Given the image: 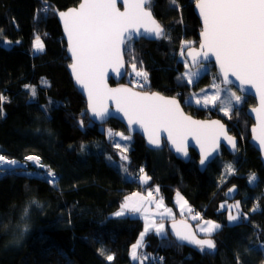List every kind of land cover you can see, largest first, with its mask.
Returning a JSON list of instances; mask_svg holds the SVG:
<instances>
[{
	"label": "trees",
	"instance_id": "obj_1",
	"mask_svg": "<svg viewBox=\"0 0 264 264\" xmlns=\"http://www.w3.org/2000/svg\"><path fill=\"white\" fill-rule=\"evenodd\" d=\"M78 1L0 0V37L13 42L8 47L0 44V95L7 97L0 111V155L17 160L38 155L58 176L53 186L36 174L44 171L30 165L29 169L16 167L0 173V264H133L129 249L140 235L143 221L112 214L125 196L155 184L168 204H173L178 191L199 218L216 221L221 228L211 236L216 250L201 252L198 246L181 245L173 239L166 221L167 234L151 230L145 235L143 248L152 257L144 264H264V168L258 151L248 142L253 122L246 114L255 100L246 96L230 111V118L186 101L212 76L220 79L213 65V74L205 72L192 84L182 76L180 43L192 40L194 46L198 44L200 23L192 10L195 0H176L175 7L170 0H152L150 9L167 38L132 41L125 51L127 70L121 82L140 91L174 96L195 117L221 118L229 133L238 138V151L232 155L223 149L220 157L200 171L193 150L185 162L165 143L162 148L149 149L134 134L128 151L129 178L107 161L106 155L115 157L117 147L100 128L108 125L126 132L124 126L115 119L93 122L67 70L70 59L56 13ZM45 4L47 13L41 11ZM36 35L44 43L42 52L32 49ZM133 64L136 70L148 73L147 81L133 74ZM25 85L36 86V100H30ZM50 100L54 101L51 105ZM220 159L233 164L234 171L225 177ZM141 168L150 177L146 183L139 180ZM251 174L256 179L249 183ZM233 185L242 215L238 223L228 225L226 211L220 206L227 201L225 191ZM26 207L28 215L23 217ZM107 255L114 259L108 261Z\"/></svg>",
	"mask_w": 264,
	"mask_h": 264
},
{
	"label": "snow or ice",
	"instance_id": "obj_2",
	"mask_svg": "<svg viewBox=\"0 0 264 264\" xmlns=\"http://www.w3.org/2000/svg\"><path fill=\"white\" fill-rule=\"evenodd\" d=\"M151 3L152 0H124V11H120L117 8V0H83L78 8L59 12V16L64 22L68 48L73 61L70 68L77 84L82 85L87 91L88 108L93 118L103 120L110 115L104 104L108 98H111L116 103L117 111L122 112L128 118L129 125L139 123L145 132H149L151 129L148 136L151 145L160 146L161 142L157 133L160 128H165L168 132V139L175 145L176 151L187 155L186 148L183 146V134H198L209 128L210 125L184 116L175 99H166L158 93L133 92L128 88L108 89L103 83V69L105 66L118 61L120 46L125 44L127 40H131L133 35H143L155 39L167 38L163 26L152 15ZM170 5L175 7L176 0H170ZM197 7L203 18L200 47L208 50L203 53V57L207 59L209 52L215 55L225 83L230 82L228 81V74L231 72L241 82V85H253L260 95L261 102V108L253 109V111H256L258 115L264 114V0H197ZM41 11L47 13L48 8L45 7ZM141 29H143L142 32ZM185 46L190 47L186 43L182 45V49ZM33 50L35 52L44 50V43L40 35L35 36ZM183 55L182 50L181 56ZM188 55L192 58L193 64H196L198 62L197 57L202 54L190 50ZM132 67L137 77H142L144 81H147L148 73L146 71L136 70L135 64ZM199 74V71H186L183 73V77L191 82L192 78ZM180 78L178 77V79ZM41 83L48 84L46 80H42ZM24 87L29 89L30 100H36V86L25 85ZM212 87L217 89L216 94L205 95L203 97L205 105L215 104L219 100L218 87L215 84ZM232 97L236 102L242 100L241 96H237L235 93H232ZM6 101L7 97L0 95V111H2V104ZM52 103L54 101L50 100L49 105ZM197 103L199 104L201 101L197 100ZM41 107L47 110L45 106L42 105ZM223 110L225 115L230 118L229 108L226 107ZM79 124L83 127V120L79 121ZM212 125L219 129L216 138L224 136L235 149V139L227 136L224 126L219 121H213ZM260 127L261 132L255 136V139L259 141L261 148H264V116L261 117ZM253 132H256L255 128ZM174 133L178 138H174ZM117 135L121 136L123 140L130 139V137L123 136L122 133ZM115 147L121 148L120 143L117 142ZM214 150L215 148H213ZM126 151L127 148L121 149L122 160H127V156L123 155ZM201 153L200 163L204 165L212 152H205L202 146ZM25 159L34 162L40 168L46 167L40 163L39 156L28 155ZM17 163L16 160L7 159L4 155H0V173L8 170L2 166L17 165ZM227 170L229 174L234 171L231 165L228 166ZM125 171H127L126 168ZM140 172H144L143 168L140 169ZM36 174L44 177L53 186L58 183L57 174L50 167L46 168V171ZM139 179L146 183L150 177L144 174ZM255 179V174L251 175L249 183L254 182ZM155 191L158 193L159 188L157 187ZM233 191H235V186L228 189V193ZM151 197V192L148 193L147 198L140 196L139 193L125 196L120 209L113 213L117 217L137 213L144 217V231L140 233L136 243L131 246V257L133 260H140V264L148 259L146 254L141 257L137 251L144 246L143 240L146 233L155 230L156 234L165 235L164 225L162 223L156 224L154 220H150L147 209L144 207L146 199L149 203L152 202ZM181 199L183 198L181 197ZM31 203L39 206V202L36 200ZM185 205H187L186 200L181 204V208ZM162 206L163 198L157 202L158 208ZM220 207L230 209L229 222H235L241 218L239 201L235 205L221 204ZM233 208L236 210L235 215L231 213ZM188 210L191 212V208ZM28 211L26 207L23 211V217H27ZM165 211L171 215L170 209ZM196 218V216L193 217V219ZM204 224L205 226L200 227L199 230L205 233L208 238L200 239L194 233H182L179 230H176L175 235L179 240L198 246L201 252L212 253L216 250V242L211 236L221 228V225L210 220L205 221ZM175 227L174 224L173 228L175 229ZM26 230L27 226H25L24 231ZM261 248L264 249V244L261 245ZM100 252L101 255L104 254L102 249ZM106 259L112 261L114 256L107 255Z\"/></svg>",
	"mask_w": 264,
	"mask_h": 264
},
{
	"label": "water",
	"instance_id": "obj_3",
	"mask_svg": "<svg viewBox=\"0 0 264 264\" xmlns=\"http://www.w3.org/2000/svg\"><path fill=\"white\" fill-rule=\"evenodd\" d=\"M82 2H83V0H79L76 5L67 7V8L62 9V10H59L56 13V18L60 24L62 36H63V39H64L65 44H66V48H65L66 54L70 59V63L67 66L68 73L70 75V78L72 80L74 87L83 96V98L86 102L87 114L93 122L103 123L109 119H115L124 126L126 132L129 135L132 136L134 134H139L143 138L144 144L147 148L159 149V148H162L164 143H165V145L167 146L169 151L176 158L181 159L185 162L188 161L190 158V149H191L194 152H196V154L198 156L197 167L200 171H204V169L206 168V166L209 163L214 161L216 158L220 157L223 149H225L228 153H230L232 155H235L237 153L239 140L235 135L229 133L227 124H225V122H223V120L221 118H219V117H211V118L195 117V116L187 113L184 110L181 102L174 96L165 95V94L158 92V91H152V92L140 91L138 89H135L134 87H132L129 84L121 82V80L125 77L126 70H127V63H126V59H125V45L130 41H138L141 38H144L146 40H157L155 38L145 37L143 35H141V36L133 35V38L131 40H127L125 42V44H122L120 46V55H119L118 61H115V62L111 63L110 65L105 66V68L103 69V83H104V85H106V87L108 89L128 88V89H131L133 92L148 93V94L158 93L159 95L165 97L166 99H175L178 102L179 108H180V110L184 116L190 117L194 121L203 122L207 125H210V127L202 130V132H200L198 134H189V133L183 134V146L186 148V151H187V155H184V153L176 151L175 145H173L171 140L168 139V132L165 128H160L158 130V133H157L159 136L160 142H161L160 146L157 147L155 145H151L149 143V140H148V136H149V133L151 132V129H149V132H145L139 123H133V124L129 125L128 118L125 117L122 112L117 111L116 103L111 98H108L104 104V106L108 109V112L110 113V115L106 116L103 120H101L99 118H93L92 113H91L90 109L88 108L87 91L84 90L82 85L77 84L75 77L72 73V70L70 68V65L72 64L73 61L71 58V53H70L69 48H68V37H67V33L65 32V29H64V22L61 19V17L59 16V12H66L70 8H78L79 4ZM117 8L120 11H124V0H117ZM192 10L195 13V15L197 16L199 23H200V29L197 32L198 44L196 46L190 45V47H186L183 51L184 58L186 59L187 63L189 64V66L191 68H195V67L199 66L200 64H211V65H213L214 70L218 74V76L220 78V82L222 85L232 86L240 94H242L244 96H251L252 98H254L255 104L252 106H249L246 109L247 116L250 117L252 122H253L251 124V126L249 127L248 142L258 151L259 159H260L262 166L264 168V148H261L259 141L255 139V136L259 135L261 132V127H260L261 126V117L264 116V114L258 115V113L256 111H253V109H260L261 108L260 95L253 85H251V84L241 85V82L239 80H237V78L234 75H232L231 72H229V74H228V81H230V82L225 83L224 82V76L221 72V68H220L219 63L216 61L215 55L213 53L209 52L207 59H205L203 57V53L207 52L208 50L207 49H201V47H200L201 42H202L201 32L203 31V18L200 15L199 8L197 7V0L194 1L193 6H192ZM151 12H152V10H151ZM152 15L158 21V19L153 14V12H152ZM142 31H143V29H141V32ZM190 50L201 52V54H202L200 57H197L198 62L196 64H193L192 58L188 55V52ZM110 80H113L114 84H111ZM213 121H219L220 124H222L224 126V129L226 131L227 136L233 137L235 139V142H236V148L235 149L232 148V145L228 143L227 139H225L224 136H219L218 139L216 138V134L218 133L219 129L217 126L212 125ZM254 128L256 129L255 133L253 132ZM173 135H174V138H178L176 136V133H174ZM202 146H203V149L205 152H209V151L212 152L211 156L205 161L204 165H201V163H200V160L202 158V153H201ZM213 148H215L214 151H213ZM233 186H235V185H233ZM233 186H230L229 188H233ZM228 189L225 192V197L227 200H233L237 196V187L235 186V191H233L232 193H228ZM174 224L176 226L175 229L173 228ZM176 230H179L182 233H194L197 236V238H200V239L208 238V237L199 236L196 233L195 227L192 224V222L189 219L184 218V217H178V218L172 219L168 222L169 234L173 239H175L181 245L196 246V245L190 244L186 241L179 240L177 238V236L175 235Z\"/></svg>",
	"mask_w": 264,
	"mask_h": 264
},
{
	"label": "rangeland",
	"instance_id": "obj_4",
	"mask_svg": "<svg viewBox=\"0 0 264 264\" xmlns=\"http://www.w3.org/2000/svg\"><path fill=\"white\" fill-rule=\"evenodd\" d=\"M193 3V1H192ZM192 3H191V6H192ZM193 41L192 40H182L180 45V50H179V54H178V58L180 60L183 61L184 63V70L182 72V76H183V73H185L186 71H189V72H197L199 71V75L198 76H194L192 78V81L191 82H188L187 78L184 77V79L189 83V84H192L197 78H199L203 73L205 72H210L211 74H213L212 72V69H211V64H200L199 66L195 67V68H191L189 66V64L187 63L186 59L184 58V55L181 56V51L184 50L186 47L188 46H185L183 49H182V45H185L186 43L188 45H192ZM13 42L5 37H0V44L5 46V47H8L12 44ZM33 43H34V40H33ZM33 43H32V49H33ZM132 43V41L128 42L126 45H125V51L127 50V47L129 49V46L130 44ZM34 51V50H33ZM35 52V51H34ZM186 62V63H185ZM138 70H142V69H138ZM144 71V70H143ZM131 72H128L127 74V78H129ZM133 74L135 75V72H133ZM136 76V75H135ZM137 77V76H136ZM213 78L211 79V81L204 85V86H201L195 90H193L189 95L188 97L186 98V101L191 103V104H194L195 106L197 107H204V108H210V109H214L216 113H218L219 115L223 116L224 118H227V116L225 115L224 113V108H229V112L234 108V107H238L240 106L245 97L244 95L240 94L234 87L232 86H224L221 84L220 82V79H216L214 76H212ZM140 78L143 82H145L143 80L142 77H138ZM213 84H215L218 89H219V100H217V102L215 104H208V105H205L203 103V97L205 95H208V96H211V95H214L216 94V91L217 89L216 88H213ZM203 90V91H202ZM232 93H235L237 96H241L242 100L241 102H236L234 100V98L232 97ZM197 100H200L201 103H197ZM105 125H100V128L103 129L105 132H106V136H107V139L110 140L113 145L116 144L117 142L120 143L121 145V148H116L115 149V157H112L110 154H107L106 155V159L109 163H111L112 165H114L116 168H118L123 177L125 178H129L130 175L127 171H125V168L127 169V162H128V159H129V156H128V151H129V148H130V143H131V137L128 133L124 132V131H121V130H114L112 129L111 127H109L107 125V127H104ZM105 128V129H104ZM110 130V131H109ZM118 133H122L123 136H127V137H130V139L128 140H123L121 138V136L117 135ZM123 148H127V151L123 153V155H126L127 156V160H122L121 159V149ZM30 155H35V154H30ZM28 156V155H27ZM25 156V158L27 157ZM38 156V155H36ZM6 157V156H5ZM40 157V156H39ZM109 157H111V159H109ZM7 159H11V160H16V161H19L17 159H13V158H8L6 157ZM220 161L222 162L223 161V173H222V176L225 177L227 175H229V172H228V166L231 165L232 169H233V164L231 161L229 160H224V159H220ZM32 161H27L26 159L23 160V161H19V164L18 165H13L12 167H4L6 169H14L15 167H22L24 169H29L30 168V163ZM34 167V166H32ZM36 169V168H35ZM33 171L35 170H30L29 172L32 173ZM141 175H144V173H141L139 174V177ZM253 175V174H251ZM140 180V179H139ZM141 182V180H140ZM144 183V182H142ZM151 192L152 193V197L150 198L151 199V203H149L147 201V199L145 200V203H144V207L147 209V214L150 218V220H154L156 224H160L162 223L164 225V228H165V234H167V229H166V221H170L172 219H176L180 216L182 217H187L188 219H190L191 221L195 222L194 224V227H195V231L198 235H205V233L203 232H200L199 228L200 227H203L205 226L204 222L205 221H213L211 219H206V218H199V215L197 216V213H195L193 211V208H191V206L189 205V203L187 202V205H185L183 208H181V204L183 203V201H185V197L178 191H175L174 192V195H173V204H168L164 198V196L160 193V191L157 193L156 191L152 192L149 188H146L144 191H140V190H136L134 192H132L131 194H129L128 196L130 195H133L134 193H139L140 196H143L145 198L148 197V193ZM226 192V191H225ZM177 193H179V196H177ZM181 197L183 199H181ZM163 198V206L162 207H157V202ZM187 201V200H186ZM240 200L239 199H234V200H227V201H223L221 204H225V205H235L236 202ZM189 208H191V212H189ZM120 209V208H119ZM119 209H117L116 211H118ZM166 209H170L171 210V215H169L165 210ZM225 211H226V222L228 225H233L235 223H238L241 218L238 220V221H235V222H229L228 221V215H229V211L230 209L228 207H225L223 208ZM115 211V212H116ZM114 212V213H115ZM231 213L233 215L236 214V210L233 208L231 209ZM240 213L242 215V211H241V206H240ZM163 214V215H161ZM113 215V214H112ZM124 216H131V217H137V218H140L142 221H143V229L141 232L144 231V226H145V221H144V217L142 215H140L139 213L137 214H126ZM196 216L197 218L196 219H193V217ZM216 222V221H214ZM217 223V222H216ZM219 224V223H218ZM155 232V230H152ZM156 233V232H155ZM147 234V233H146ZM140 236V235H139ZM138 236V238H139ZM137 238V239H138ZM137 241V240H136ZM136 241L133 243L135 244ZM132 244V245H133ZM131 245V246H132ZM138 254L142 257L143 255H147L148 258L149 257H152L151 254H148L144 248L142 247L141 249H138ZM129 256H130V259L131 261L133 262V264H140V260H133L132 257H131V247L129 249ZM147 260V259H146ZM144 260L143 261V264L144 262L146 261ZM9 264H16V262H11Z\"/></svg>",
	"mask_w": 264,
	"mask_h": 264
},
{
	"label": "built area",
	"instance_id": "obj_5",
	"mask_svg": "<svg viewBox=\"0 0 264 264\" xmlns=\"http://www.w3.org/2000/svg\"><path fill=\"white\" fill-rule=\"evenodd\" d=\"M45 7L49 8V6H48L47 4H45V5H43L42 9H44ZM134 82H135V83H138V79H135ZM23 160H25V157H24ZM23 160H19V161H23ZM19 161H17V162H18L17 165L19 164ZM40 163L43 164V165L46 166V167H45V168H40V167H38L34 162H31V163H30V166H34V168H36V169H40V170H42V171H46V168H48V166L42 161L41 158H40ZM12 166H13V165H12ZM12 166L4 165V166H2V167H12ZM57 177H58V176H57ZM157 187L159 188V185L155 184V185L149 187V189H150L152 192H154L155 189H156Z\"/></svg>",
	"mask_w": 264,
	"mask_h": 264
},
{
	"label": "flooded vegetation",
	"instance_id": "obj_6",
	"mask_svg": "<svg viewBox=\"0 0 264 264\" xmlns=\"http://www.w3.org/2000/svg\"><path fill=\"white\" fill-rule=\"evenodd\" d=\"M193 43V42H192ZM192 46H194L193 44H192ZM209 118H211V117H209Z\"/></svg>",
	"mask_w": 264,
	"mask_h": 264
}]
</instances>
